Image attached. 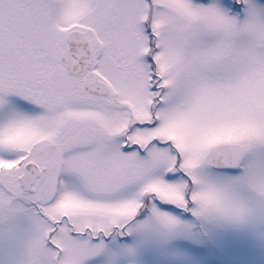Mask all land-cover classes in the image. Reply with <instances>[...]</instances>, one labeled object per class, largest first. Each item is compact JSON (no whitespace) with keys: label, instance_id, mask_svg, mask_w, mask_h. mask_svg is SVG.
<instances>
[{"label":"snow or ice","instance_id":"1","mask_svg":"<svg viewBox=\"0 0 264 264\" xmlns=\"http://www.w3.org/2000/svg\"><path fill=\"white\" fill-rule=\"evenodd\" d=\"M0 264H264V0H0Z\"/></svg>","mask_w":264,"mask_h":264}]
</instances>
